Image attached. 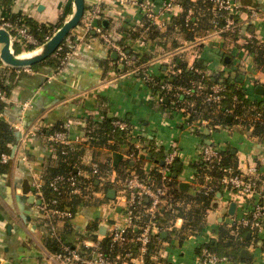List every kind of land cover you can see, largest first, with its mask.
<instances>
[{
	"label": "crops",
	"instance_id": "crops-1",
	"mask_svg": "<svg viewBox=\"0 0 264 264\" xmlns=\"http://www.w3.org/2000/svg\"><path fill=\"white\" fill-rule=\"evenodd\" d=\"M134 1L141 0H104L101 16L95 19V24L102 26L113 41L128 46L133 57L140 58L134 67L153 73L163 81L178 76L182 69L193 70L194 67L205 76L239 74V84L250 101L264 103V68L257 67L255 54L246 47L253 38L264 43V0H239L238 26L234 32L223 26L195 30L206 13L213 18V23L216 17L223 15L213 0H209L211 4L206 7L208 12L201 9L196 14L189 8L187 13L191 10L193 22L185 28L195 30L191 38L181 24L174 23V19L186 11L181 0H150L159 7L155 21L151 22ZM169 2V8L160 9ZM73 8V0H0V18L21 16L38 25L57 26L70 18ZM151 26L155 31L151 32ZM73 32L85 35V39L75 56L56 74L47 64L31 72H11L6 64L0 66V71L7 70L9 76L3 119L10 123L15 134L19 133L9 154L8 167L0 168V264H68L51 259V251L45 246L50 236L47 221L39 205L28 202L31 192L24 194L22 187L24 181L36 187L42 179L41 191L45 197L46 171L50 164H56L57 154L47 136L69 122L70 137L82 136L80 141L73 140L72 145H79L80 150L75 171L85 177L91 176L93 164L111 163L114 178L118 176L116 168L129 158L132 165L143 161L145 172L150 173L161 164L169 149L177 147L182 167L177 176H174L176 170L170 175L177 177L181 190L194 193L201 188L193 164L198 161L197 152L202 143L219 145L224 151L231 149L242 173H248L252 166L257 167L256 194L244 197L224 187L218 192L220 195L217 193L214 206L206 211L204 228L199 234H190L183 240L171 234L173 228L178 233L182 230L184 220L178 217L162 231L150 252L153 264H202L200 257L205 248L202 246L220 239L221 228H231L235 218L264 196V140L253 135L241 122L230 127L220 126L214 131L207 127H188L187 116L166 107L167 99L161 101V95L154 92L138 72L132 74L116 66L118 56L114 57L115 51L96 32L86 34L82 21ZM25 102H30L31 107L23 112ZM104 116L126 119L132 128L122 131L125 140L109 141L117 150L96 144L87 134L91 124H101ZM17 125L21 126L23 135L34 131L26 143L21 142ZM114 152L123 155L117 166ZM181 182L188 187L182 189ZM97 184L98 203L77 204L74 208L66 205L73 217L56 224L62 242L76 249L92 248L97 241L109 237L111 224L123 222L125 197L117 190L114 198L102 201L105 182L97 180ZM36 195L41 199L37 190ZM232 202L236 203L234 214L229 211ZM231 233L236 234V231L232 229ZM244 243L248 257L240 253V259H228L220 264H264V231ZM115 257L127 264H137L143 256L137 244H124L119 245Z\"/></svg>",
	"mask_w": 264,
	"mask_h": 264
},
{
	"label": "trees",
	"instance_id": "trees-1",
	"mask_svg": "<svg viewBox=\"0 0 264 264\" xmlns=\"http://www.w3.org/2000/svg\"><path fill=\"white\" fill-rule=\"evenodd\" d=\"M182 5L186 8V11L180 16V18H175L174 23L177 22L181 24L182 28L185 32H188V37L191 38L195 32V30L201 29H211L213 27H221L225 24V16L226 13H223L221 17H216V23L211 22L210 16L206 13V18L201 17L199 20V26L193 29V31L187 30L185 25H190L193 22L192 18L187 20V11L189 8H193L194 12H200L201 9L204 11L206 7H209V0H197L193 2L192 0H181ZM85 10L87 11L90 8V4L86 1ZM211 4V3H210ZM208 12V11H207ZM101 16V14H100ZM16 17H14L15 19ZM28 25L30 26L31 31L34 35L43 43L47 36H49L55 27L62 25L64 20L57 26H47V25H38L33 21L25 18ZM146 20L151 22L150 19L146 17ZM151 32L155 31L154 27L151 26ZM128 51V46L124 45ZM246 47L249 48L251 52L255 54V61L258 68L264 64V43H261L257 39H251ZM35 47L33 45H29L26 50H32ZM14 51L16 54L23 51L20 46L15 45ZM132 56L134 62L136 60H140L137 56L131 54L132 51H128ZM144 59V58H142ZM49 65L53 69H57L60 60L59 58L51 55L44 61L37 63L31 66L33 69L38 68L40 65ZM130 66H126L122 68V71L129 70ZM11 72L13 71H22L21 68H10ZM181 74L178 76H173L168 78V80L163 81L160 77L155 76L153 73L143 71L140 69L138 71L139 76L145 79L151 89L159 93L163 96V99H167L166 107H169L171 110H181L184 109V114L190 115L191 118L199 120V119H208L209 124L208 127L211 130H216L220 126H229L238 122H241L243 126L251 129L253 135L260 137L264 140V121L257 120L256 114L261 112L264 115V103L263 102H252L246 95L245 89L239 84L240 75L236 74L235 76H227L223 73H217L212 76H205L202 72H195L193 70H181ZM7 70L0 71V88L6 94H8L9 90V76L7 74ZM222 80V82L227 86V90L225 91V98L222 101L223 108L221 112H215L214 105H209L203 102V97L197 96H185L180 93L179 96H176L174 87L176 86H184L187 88H192L197 90L200 86V83L209 87L213 82H218ZM169 83L173 88L167 89L163 87V84ZM200 82V83H199ZM198 83V84H197ZM5 102L0 99V110L4 111ZM231 110L230 113H225L226 110ZM231 116V120H227V117ZM113 120L104 116L101 124H91V127L87 129L88 136H91L92 141L96 142L98 145H106V147L110 150H117L115 144H111L109 141L112 139L125 140V136L121 130L115 128L113 126ZM126 120V119H125ZM98 126L97 128H95ZM56 130H64L63 126H58L55 128ZM132 129V128H131ZM46 133V130H42ZM55 131V130H54ZM53 132V130L51 131ZM18 140V136L15 134L14 128L3 118H0V168L8 167L9 161L7 163L1 162L2 154H11L12 147ZM54 147H56V164H50L46 171V182L43 186V191L45 194L46 200L57 199L59 201V207L64 208L66 205H72L73 208L77 204H86V203H98V198L95 197L94 193L98 191L99 185L97 184V179L94 176L85 177L78 172H76V168L78 167L77 157L80 152L79 145L74 146H66L60 143H53ZM176 160L175 162H178ZM164 165H157V167L152 170L150 173H146L143 161H135V164H131L130 158L124 162H122L117 168L118 176L117 179L125 180L127 179L132 172L138 173L141 179L145 181L155 182L156 184L163 185L162 183V171L161 167ZM196 170V179L198 183H204V176L206 174L211 175L213 177V181L211 183L212 189L207 190L203 187L196 190L194 193H189L181 190L179 188L177 177H171V179L166 183L167 193L163 197V203L159 205V210L157 214V231L152 234L151 243L149 245L148 252L146 254V263L153 264L150 260V252L152 247H154L157 240H160V234L164 229L167 228L168 225L171 224V221L175 220L178 217H182L184 220V224L182 226V230L180 233L177 232L175 228L171 230V234L177 235L181 240L185 239L188 235H197L199 234L203 228L205 223L206 211L209 208L214 206V203L217 198V193L222 192L224 187H226L221 179L225 175V169L232 168L236 172H240L237 168V161L235 155L232 153L231 149H227L223 153V159L220 163H216L213 167L207 166L204 162L197 161L193 164ZM101 170H105L107 168L113 167L111 163H103L99 164ZM172 170L175 171V164L172 167ZM73 175L77 178L81 192L79 194H74L70 192L69 184H63L61 192L54 191L50 186L51 180H53L57 175ZM258 183V180H257ZM121 186L114 184L112 182H106L104 185V198L102 201L107 200L108 198V190L116 189L120 190ZM150 200L144 199V207H140L138 212L140 214V218L136 221V227L131 229L132 234H137L139 232L140 225L144 224L149 220V215L146 214L145 209L150 205ZM66 221V220H64ZM51 224L47 221L48 228L51 227ZM174 227V226H173ZM94 230L93 227L89 229L92 232ZM236 231V234H232L231 230ZM232 235H231V234ZM250 233V234H249ZM234 235V236H233ZM249 235V236H248ZM253 235L256 233L252 232L248 228L236 227L232 226L231 228H221L220 230V239L211 240L202 247L209 248L211 250L216 251L220 256L227 258V260H237L240 259V253L243 249L244 242H249ZM100 249L104 251L106 254H110L111 257H115L117 255V250L119 245L112 244L109 237H104V239L100 240ZM70 246L69 244H65L61 240V234H57V236H48L46 238V248L54 253H59L63 251L64 246ZM75 248V247H73ZM134 248V247H133ZM93 248H81V251L92 252ZM200 250V249H199Z\"/></svg>",
	"mask_w": 264,
	"mask_h": 264
},
{
	"label": "built area",
	"instance_id": "built-area-1",
	"mask_svg": "<svg viewBox=\"0 0 264 264\" xmlns=\"http://www.w3.org/2000/svg\"><path fill=\"white\" fill-rule=\"evenodd\" d=\"M90 4V8L85 12L82 18V23L84 24L85 33L88 34L90 31H94L98 36L106 43L108 46L117 53L118 59L116 61V66L122 71V68L130 66L128 71L130 73H135L139 71V68L134 67L135 62L129 52L122 44H118L112 40L110 34L99 25L95 24V19L100 17V14L103 10L104 0H86ZM217 5L219 10L226 12L225 24L223 28L230 31H236L237 29V17L236 14L240 10L239 0H213ZM134 4H137L138 7L143 11L145 17L155 21L156 16L159 12V7L156 6L150 0H141L140 2L134 1ZM170 7L169 3H164L160 6V9H167ZM191 10L187 14V20L190 19ZM61 26V25H60ZM57 26L54 28L53 32L46 37L45 41L48 40L60 27ZM0 28H5L11 33L13 50L14 46L18 45L23 51L29 45H33L35 48L41 45L40 40L34 35L31 31L30 26L23 17H17L11 19L9 17L0 18ZM85 35L75 34L73 31L66 36L62 44L57 48L53 55L60 60V64L57 69H53L54 74L58 73L61 68L75 56L76 52L79 50L82 45ZM44 41V42H45ZM4 65L3 61L0 59V66ZM27 72L33 71L32 67L21 68ZM195 72H200L196 67L193 68ZM163 87L167 89H172L173 87L166 83L163 84ZM176 96H179L180 93L185 96H197L203 97V102L209 105H214L215 112H221L223 108L222 101L225 98V91L227 86L222 82H213L209 87L200 83V86L197 90L192 88H187L184 86L174 87ZM7 94L0 88V99L5 100ZM163 96L161 95L160 100L162 101ZM31 107L30 102H25L22 106L23 112ZM177 110V109H176ZM182 108L180 110L183 111ZM178 111V110H177ZM231 110H226L225 113H230ZM187 120V126L196 128V127H208V119H193L190 115L185 114ZM5 117L3 111L0 110V118ZM257 120L264 121V115L261 112L256 114ZM113 126L118 128L121 131H128L131 129L130 124L121 118H116L113 120ZM21 131V142L26 143L28 137L34 133V131L26 132L23 135V130L21 126H15ZM71 123H67L64 126V130L54 131L47 136V140L51 143H60L66 146L72 145L73 140L80 141L82 136L76 135L74 138L70 137ZM224 149L219 145L214 144H204L202 143L199 146L197 152V160L204 162L207 166L213 167L214 164L220 163L223 159ZM133 154H130V157H133ZM180 150L176 147L169 149L164 156V166L161 167L163 174L162 183L163 185L156 184L155 182L145 181L140 178L138 173L132 172V174L125 180L117 179V175L112 178L115 173L113 167L101 170L99 164H93L91 176L96 177L100 182H112L121 186L119 193L120 196L125 197V208H124V218L123 222H114L111 224L109 229V238L112 244L118 245H135L140 248L142 254V260L137 264H147L144 258V255L148 252L149 245L151 243L152 234L154 230H157V214L159 210V205L163 203V197L167 193L166 183L171 179L170 173L172 172V167L176 164V160L179 159ZM11 159L9 154H2L1 160L3 162H8ZM225 175L222 177L221 181L233 192L238 193L244 197L251 196L257 192V180L255 175L257 174V167L252 166L249 168L248 173L236 172L232 168L225 169ZM169 173V174H168ZM213 177L206 174L204 176V183H201V187L207 190H211V183ZM44 181L39 180L36 183V190L38 195L41 197V204L39 208L43 218L51 224L49 227L48 235L57 236L56 224L58 221L69 220L73 217V212L69 208L59 207V201L57 199L46 200L43 197L41 188ZM69 184L70 192L74 194H79L81 188L77 178L71 174L69 175H57L50 182V186L54 191L61 192L63 184ZM103 195L105 191L103 190ZM98 191L94 193L97 195ZM117 193V190H116ZM147 198L150 200V205L145 209L146 214L149 215V220L144 224L140 225L139 232L137 234L131 235V229L136 227L137 219L140 218L138 212L139 208L144 207V199ZM232 226L248 228L254 233H260L264 231V196L259 197L251 209L245 210L241 216L233 220ZM237 231V229H235ZM85 246H83L84 248ZM87 248V247H86ZM92 252L81 251V249H76L70 246H64L63 251L59 253L51 252L50 257L52 260H60L68 264H127L126 262L120 261L117 257H111L110 254H106L100 249V242L97 241L93 246ZM130 248V247H129ZM202 264H220L223 261H226L227 258L220 256L216 251L209 248H204L200 257Z\"/></svg>",
	"mask_w": 264,
	"mask_h": 264
},
{
	"label": "water",
	"instance_id": "water-1",
	"mask_svg": "<svg viewBox=\"0 0 264 264\" xmlns=\"http://www.w3.org/2000/svg\"><path fill=\"white\" fill-rule=\"evenodd\" d=\"M73 5L74 8L70 18L65 20L48 40L43 42L38 47L32 49V51H28L27 53H34L31 56L21 57L22 53L16 54L13 50L11 33L5 28H0V59L3 61V63L12 68H25L40 63L53 55L57 48L62 44L66 36L70 34L77 26H79L83 18L86 7L85 0H73ZM114 57H117L115 52ZM227 120H231V116H228ZM16 134L19 135L18 132ZM122 156L123 155L120 153H113L115 166L118 165V161L122 158ZM161 165H164V161H161ZM181 167L182 164L180 162L175 164L176 172L174 173V176H177V172L181 170ZM180 187L182 189H186L188 184L181 182ZM22 189L24 194H29L31 192L27 198L28 202H35L37 205L41 204V199L37 198V188L35 186H29L28 182L24 181ZM107 194L109 198H114L116 196V190L109 189ZM218 195L220 194L218 193ZM235 208L236 203L232 202L229 210L231 214H234ZM163 235H165V232ZM241 254L242 257H248V249H243Z\"/></svg>",
	"mask_w": 264,
	"mask_h": 264
},
{
	"label": "bare ground",
	"instance_id": "bare-ground-1",
	"mask_svg": "<svg viewBox=\"0 0 264 264\" xmlns=\"http://www.w3.org/2000/svg\"><path fill=\"white\" fill-rule=\"evenodd\" d=\"M34 53H22V55H21V57H27V56H31V55H33Z\"/></svg>",
	"mask_w": 264,
	"mask_h": 264
},
{
	"label": "rangeland",
	"instance_id": "rangeland-1",
	"mask_svg": "<svg viewBox=\"0 0 264 264\" xmlns=\"http://www.w3.org/2000/svg\"><path fill=\"white\" fill-rule=\"evenodd\" d=\"M28 51H32V50H25V51H21L20 53H23V52L25 53V52H28Z\"/></svg>",
	"mask_w": 264,
	"mask_h": 264
}]
</instances>
